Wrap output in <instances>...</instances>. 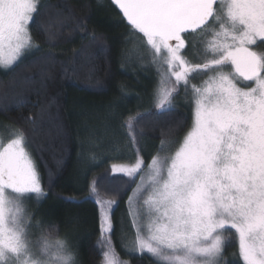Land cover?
I'll return each mask as SVG.
<instances>
[{
	"label": "snow or ice",
	"instance_id": "1",
	"mask_svg": "<svg viewBox=\"0 0 264 264\" xmlns=\"http://www.w3.org/2000/svg\"><path fill=\"white\" fill-rule=\"evenodd\" d=\"M113 2L130 25L128 39L142 34L139 48H147L149 63L157 66L158 112L174 110L181 87L186 97L190 93L192 107V124L183 138L161 140L148 162L138 138L143 133L136 128L143 114L120 125L136 159L113 165V172L133 182L147 164L127 202L135 239L126 250L147 253L156 264H227L223 250L230 238L224 233L234 230L237 264H264V0ZM38 9L39 0H0V67L10 69L39 48L29 29ZM189 47L192 59L203 57V62L185 56ZM139 48L130 51L143 61ZM204 75L200 85H190ZM96 183L87 198L96 196L100 205V264H128L110 236L118 200L101 198ZM149 188L141 205L140 196ZM29 194L37 203L47 196L27 135L17 130L0 147V264H75L65 240L52 244L50 233L30 238L34 213L22 207ZM41 226L37 221L35 227Z\"/></svg>",
	"mask_w": 264,
	"mask_h": 264
},
{
	"label": "trees",
	"instance_id": "2",
	"mask_svg": "<svg viewBox=\"0 0 264 264\" xmlns=\"http://www.w3.org/2000/svg\"><path fill=\"white\" fill-rule=\"evenodd\" d=\"M107 3L109 10L120 17L119 22L111 20L96 0H39L38 13L29 23L39 48L10 69H0V124L6 127V133L11 127L27 135L49 196L41 224L51 234L63 229L74 232L76 244L72 242L82 264H99L102 260L96 242L100 239V205L95 202L96 196L87 198L90 185L97 182L102 197L112 191L106 190L111 188L106 182L115 183L118 178L110 161L131 163L136 159L128 146L126 130L120 125L130 116L143 114L136 128L143 133L138 138L141 155L148 162L161 140L182 136L192 121L188 103L161 113L151 100L152 93L124 95L123 89L132 88L136 71L125 60L128 57L119 31L130 25L112 0ZM92 34L97 37L95 41ZM145 69L138 73L150 80L153 92L157 76L153 68L150 72ZM96 111L100 121L94 122ZM109 136L113 150L102 151L100 160L81 167V148L97 143L107 146ZM116 151L126 155L112 160L107 157ZM122 177L125 188L114 198L119 205L133 184ZM229 238L224 250L234 260L230 264H237L236 244ZM127 262L156 264L147 254L129 256Z\"/></svg>",
	"mask_w": 264,
	"mask_h": 264
},
{
	"label": "rangeland",
	"instance_id": "3",
	"mask_svg": "<svg viewBox=\"0 0 264 264\" xmlns=\"http://www.w3.org/2000/svg\"><path fill=\"white\" fill-rule=\"evenodd\" d=\"M96 1H97V4L99 6H101V10L104 11V12H107V15L110 17L111 20L115 19V21L116 20L118 22L120 21V19H119L120 17H118L117 13L116 12L112 13L109 10L110 5L107 3L108 0H96ZM32 20H30L29 23ZM129 29H130V27H126V28L121 29L119 31L120 41H121V43L123 45V48L125 47L124 48L125 52H126L125 54H127L126 56L128 57L127 59L125 58V60L126 61L128 60L127 63H129L131 65L130 69L132 71L135 70L136 73L133 72V75H132L133 81H132V83L129 81V84L130 83L132 84V86H131L132 88H130L128 90L123 89L124 95L127 97V96H130V95H135L136 96V95H138L140 93H152V99L151 100H152L153 103H155L154 102V98H153L154 89H153V92H152V86H149L150 80L148 78H145V76H141L143 74L138 73V71L141 68H143V69L146 68L145 72H147V71L150 72L151 68H153L154 74L157 76V78L155 80V83H154V87H153V88H155V86L157 84V81L159 80V74H158V71H157V66L152 65L151 63H149V61L151 60V55L148 54V49L147 48H139L140 41L142 39V34H137L136 37H134L132 39H128L129 35H130ZM133 48H139V51L145 54L143 61H141L139 59V56H138L137 53H132L130 51ZM36 50L37 49H33L30 53H32L33 51H36ZM257 50H259V49H257ZM192 51H193L192 48L189 47V50H188V52L185 53V56L188 57L189 59H192ZM30 53H28V54H30ZM28 54H26L25 56L21 57L19 60H21L22 58L26 57ZM192 62L193 63H201V62H203V57H201L200 59H192ZM84 67H85V65H84ZM0 69L5 70V68H3V67H0ZM225 71H230V68H226ZM208 75H211V73H209ZM204 79H207V75L197 76L195 79L190 81V85L191 84L200 85L201 81L204 80ZM189 98H190V93H189V96L186 97L185 91H184L183 87H181L179 95H177L175 97L174 104L175 105L184 104V103L186 104V103H188V99ZM135 104L138 105V101ZM190 107H191V105H190ZM111 115L114 116L115 114L113 112H111ZM191 118H192V107H191ZM96 121H100V116H99L98 111L95 112L94 122H96ZM191 124H192V121H191ZM191 124H190V126H191ZM189 127H188V129H189ZM5 128H6L5 126L3 127L0 124V147H3L11 139H13L14 135H15V133L17 131V130L16 131L13 130L10 127V129H8V131H7L8 133H6ZM186 132H187V130H186ZM184 134L182 136H176L175 138L165 139V141L166 142H169V141H172V140L179 141L180 139L183 138ZM111 142L112 141H111V138L109 136V140H108V145L107 146H101V144L97 143V144L93 145L94 147H90V145H86V147L84 146L83 148H81V152H80V155H79L80 156L79 159L81 161V164H80L81 167L87 166V164L89 162L91 164L93 161H98V159L100 160L101 155H103V154H101L102 151L105 152L107 150L106 153H109V151L111 152L113 150V144ZM102 144H104V142ZM176 146L177 145H172L170 150L171 151H175ZM167 152H168V150L166 149L165 152H160L159 154L161 156H164V155L167 154ZM93 154L95 155L94 159L92 158ZM156 154H157V151H155L153 153V155H156ZM125 155L126 154L121 153V151L120 152L116 151L115 153L112 152L111 154L107 155V157L112 160L115 157L116 158H120V157H123ZM151 159H152V157H150L149 161H151ZM110 162H112L111 166H113V165L120 166V165L132 164L135 161H131V163H129L127 161H121V160L120 161H116L115 159H113ZM116 173L118 174V178H117V181L115 183H113L112 180L110 182H106L107 186L111 187V188H107L106 187V190L108 191V189H111L112 191L106 192V193H104L102 195L101 198H103L104 200L114 199L116 196H118V194L122 191V189L125 188L124 186H125V182L126 181H122V179H121V176L123 174L119 173V172H116ZM146 173H147V164L145 165L144 172H142V173H140V175L136 176L135 181H133V184H132V189L129 192V194L126 196V199L124 200L122 205L118 204L117 206H115L114 213H112V218H113V223H114V231L111 232L110 236H111V240L113 242V245L115 247V250H116L117 254L119 255V258H120L121 261H128L129 256L138 255V254H135V253H129L126 250V246L131 247L132 242L135 239V229L131 227L130 217L128 216V203L127 202H128L129 196L133 194V190L136 188L137 184L140 183L141 176L146 175ZM122 178H124V175H123ZM150 191H151V189L149 188L147 191H145L143 193V195L140 196L141 205L143 203V200L148 196ZM29 195H30L31 198L24 200L22 202V207L25 209V211L27 213H34V216L32 217L33 227L30 229V232L32 233V235H31L30 238L33 241H36L41 236V233H44L45 235L50 233V235H48V239H49V241L52 244H54L57 240H65L67 242L68 246L72 249V251L75 254V264H82L81 256L77 254V250L75 248V246H76L75 244L76 243L73 241V239H74L73 236L75 234L74 232L72 233L69 229L68 230L63 229L62 231L58 232L57 235H56V234H51L52 231L50 229H44L42 224H41L42 225L41 228H36L35 227V224H36L37 221L41 222L42 220L45 219L44 215H45V210L47 209L46 205L49 203L48 202L49 201L48 200L49 196L47 195L46 198L42 199L39 203H37V199H36L35 194H29ZM44 202H45V205H44ZM141 223L142 224H146L147 223V217L146 216H142ZM145 235H146V232H145ZM224 235L227 236V237L231 236V238L234 239V242L236 244L235 249H236V253H237V256H238V253H239V242H238V238L234 234V230H232L231 233L226 231L224 233ZM98 240L99 239L96 240L97 244H98ZM79 247H80V245H79ZM100 250H101V248H100ZM146 254L147 253H145V255ZM147 255H149V254H147ZM149 256L155 261V259L151 255H149ZM223 258H224L225 261H227V264H230L231 262L234 261L233 258L228 253L225 252V250H223Z\"/></svg>",
	"mask_w": 264,
	"mask_h": 264
},
{
	"label": "water",
	"instance_id": "4",
	"mask_svg": "<svg viewBox=\"0 0 264 264\" xmlns=\"http://www.w3.org/2000/svg\"><path fill=\"white\" fill-rule=\"evenodd\" d=\"M112 2H113V0H112ZM115 4V3H114ZM115 6H116V9L120 12V14H121V16H122V18H123V14H122V12L120 11V9L118 8V6L115 4ZM123 20L124 21H126L124 18H123ZM126 23H127V21H126ZM128 24V23H127ZM129 25V24H128Z\"/></svg>",
	"mask_w": 264,
	"mask_h": 264
}]
</instances>
